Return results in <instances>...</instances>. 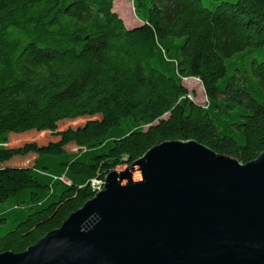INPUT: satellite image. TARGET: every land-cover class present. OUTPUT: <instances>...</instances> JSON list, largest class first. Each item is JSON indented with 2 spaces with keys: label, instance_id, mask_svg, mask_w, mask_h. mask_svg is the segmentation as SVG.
Listing matches in <instances>:
<instances>
[{
  "label": "trees",
  "instance_id": "obj_1",
  "mask_svg": "<svg viewBox=\"0 0 264 264\" xmlns=\"http://www.w3.org/2000/svg\"><path fill=\"white\" fill-rule=\"evenodd\" d=\"M113 1L0 0V253L60 227L94 179L162 142L242 164L264 150V0H129L133 27ZM184 78L201 82L204 104ZM30 130L59 139L7 145ZM27 154L31 165L6 164Z\"/></svg>",
  "mask_w": 264,
  "mask_h": 264
},
{
  "label": "water",
  "instance_id": "obj_2",
  "mask_svg": "<svg viewBox=\"0 0 264 264\" xmlns=\"http://www.w3.org/2000/svg\"><path fill=\"white\" fill-rule=\"evenodd\" d=\"M0 264H264V150L242 164L193 140L155 145Z\"/></svg>",
  "mask_w": 264,
  "mask_h": 264
},
{
  "label": "rangeland",
  "instance_id": "obj_3",
  "mask_svg": "<svg viewBox=\"0 0 264 264\" xmlns=\"http://www.w3.org/2000/svg\"><path fill=\"white\" fill-rule=\"evenodd\" d=\"M120 8L126 9V11L128 13V15H127V17H125V19H123V17L121 15H119V17H121L123 19V21L127 27H133L134 25H137L140 23L134 14L133 5H132L131 1H129V0H114L113 1V10L119 14V12H122V9H120ZM183 84L187 88L188 96L191 99H193L196 103H199V104L205 103L206 95H205L203 86L198 79H196V78H184ZM99 117H100L99 115H95V116L81 117V118H77V119H65V120L58 122L57 130H64L67 128H73L74 129L78 126L83 125L89 119H95V118H99ZM58 139H59V137L56 136L55 133H53V132H49V131L40 132V131H35V130L31 131L30 130V131H27V132H24L21 134H17V133L12 134L11 133L9 135V142L7 143V145L13 147V146L23 145L24 143H27V142H35L38 145H43V144H47L50 141H56ZM65 150H67L69 152H74L77 150V147L74 143H71V144H67L65 146ZM35 158H36V155H34V154H27L24 156H14L6 164L7 165H17V166L31 165ZM125 167L126 166H120V167H117L116 169L117 170H123ZM54 210L55 209H53L50 212L49 216L52 214V212Z\"/></svg>",
  "mask_w": 264,
  "mask_h": 264
},
{
  "label": "built area",
  "instance_id": "obj_4",
  "mask_svg": "<svg viewBox=\"0 0 264 264\" xmlns=\"http://www.w3.org/2000/svg\"><path fill=\"white\" fill-rule=\"evenodd\" d=\"M104 181H100L98 179H94L92 181V187L94 188V191H100L103 188Z\"/></svg>",
  "mask_w": 264,
  "mask_h": 264
}]
</instances>
